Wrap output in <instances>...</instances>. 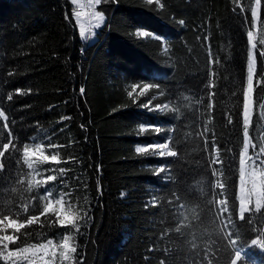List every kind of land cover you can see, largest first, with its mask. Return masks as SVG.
<instances>
[{
  "label": "trees",
  "instance_id": "obj_1",
  "mask_svg": "<svg viewBox=\"0 0 264 264\" xmlns=\"http://www.w3.org/2000/svg\"><path fill=\"white\" fill-rule=\"evenodd\" d=\"M96 10L105 21L85 44L69 0H0L3 109L20 149L0 157V218L39 217L7 230L18 237L9 249L69 236L77 251L52 264H232L237 251V264H264V207L239 218L244 124L226 98L247 86L248 64L232 70L245 46L231 27L243 17L257 45L249 139L264 148V0H101ZM144 84L156 87L141 95ZM154 143L177 156L135 150ZM25 144L57 161L21 166ZM48 175L30 191L21 183ZM49 200L78 228L41 215Z\"/></svg>",
  "mask_w": 264,
  "mask_h": 264
},
{
  "label": "snow or ice",
  "instance_id": "obj_2",
  "mask_svg": "<svg viewBox=\"0 0 264 264\" xmlns=\"http://www.w3.org/2000/svg\"><path fill=\"white\" fill-rule=\"evenodd\" d=\"M73 3H76L77 0H72ZM101 3V0H89V7H92L93 5H99ZM147 3L149 5H152L154 3V0H147ZM155 3L159 4L160 0H155ZM257 5H259L260 0H256ZM252 18L253 22L258 17V11L256 7L252 8ZM76 17L79 18L82 13L76 12ZM95 18L98 21H103V16L101 13L97 12L95 13ZM181 24L184 23V21L180 22ZM95 27L99 28L100 24H96ZM139 36H147L149 33L147 32H139L137 33ZM80 35L82 37L85 36V30L83 27L80 29ZM248 42L251 45V48L248 51V66H247V86L243 90V124H244V146L243 150L239 152V172H240V181H241V191L244 193V184L245 176H246V164L248 162H252L253 168L255 169L257 165V161H259V154H257L256 158L254 159L252 156L249 155L248 149L254 148L255 146L250 142L249 139V123H250V105L252 103V93L254 90V84H253V77L255 74V55L252 51L257 47L255 43H253V34L251 31L248 32ZM261 55H264V53H261ZM259 83V81H257ZM156 87V85L151 84H144L143 87L140 90V94L143 95L145 91H147L149 88ZM133 89L135 90V86H133ZM84 89H80L81 93H84ZM129 95H132L130 92ZM9 100L12 99V96L8 97ZM160 107L159 105L157 106ZM166 107V106H165ZM211 107V106H210ZM4 116V112L0 111V117ZM5 119H7L5 117ZM229 123H231V118L229 119ZM5 128H8V124H4ZM146 129L141 126L140 132L144 133ZM155 132L160 133L162 129L160 127H157L154 129ZM12 133L9 132V136H11ZM12 147L17 153L20 152V149L17 147V143L14 142L12 139L8 140V143H5L3 145L4 151H0V157H4L6 155L7 150L9 147ZM136 152L139 154H145L147 152L154 151L157 152L160 157L169 156V157H175L177 156L176 151L169 150V144L168 143H154L150 145L148 148L145 147H136ZM261 153H264V148H262ZM39 161H57V156L52 155L48 156L45 155L44 152L41 150V147L38 145L35 150L29 147L28 144H25L22 148V159L19 160V163L21 166L26 165L28 169H34V165L37 163V159H34V157H37ZM215 163V161H214ZM261 164H264V161H260ZM4 165L0 164V168H3ZM165 169L161 168L158 169L157 172H164ZM252 187L249 192L244 193V195L240 198V206H239V218L241 220L245 219V213L251 211L249 204L251 203V197L255 196V210L256 212L261 211L262 201H264V173H260V178L257 179L256 172H252ZM56 179L54 176L48 175L46 177V180H40L33 182L32 179L21 180V183H27L29 185V191L33 187L41 186L46 184L48 181H53ZM216 187L223 190L225 188V184L221 183L219 180L217 181ZM56 206L54 207L53 202L49 200L47 203H45L43 212L41 215H45L49 212H55L57 217V223L61 226L64 225H72L74 227L78 228L77 221L80 219V217L72 212L71 210L65 211L64 204L62 203V200H56L54 202ZM220 211L221 212H227V206L225 200H220ZM23 210L27 212L28 206L25 205L23 207ZM39 221V217L32 215L28 216L27 219L23 222L19 221L18 219H12L8 215H4L2 218H0V258H2L6 264H37V261L33 259V257H36L38 253H43V255L39 256V260L43 262V264H52V261L55 260L57 257V254L59 256V259L61 261H70L71 260V254L75 253L77 251L76 247H74L70 240L72 239L69 236H65L63 238L62 243H60L58 246L54 243L53 240H48L46 243H41L39 245H29L25 247L16 248L14 250L9 249V244L15 243L17 240V235L15 234H7L8 229H12L13 233L19 234L21 233V230L24 229L27 225H32L34 223H37ZM229 223H232V220L229 219ZM257 240H252V244H257ZM233 245H235V241H232ZM264 246V245H262ZM241 253L239 251L236 252V260L232 261V264H237V260L240 259ZM46 257H51V260L46 259ZM163 264V262H162Z\"/></svg>",
  "mask_w": 264,
  "mask_h": 264
},
{
  "label": "rangeland",
  "instance_id": "obj_3",
  "mask_svg": "<svg viewBox=\"0 0 264 264\" xmlns=\"http://www.w3.org/2000/svg\"><path fill=\"white\" fill-rule=\"evenodd\" d=\"M69 2L72 5L73 8V17L74 20L77 24L78 31H79V36L81 41H83L85 44H90L92 43L95 38H96V33L98 29L103 25L105 21V16L96 10L97 5H93L92 7H89V0H77L76 3H73L72 0H69ZM80 12L82 15L77 18L75 13ZM101 13L103 16V21H98L95 18V13ZM100 24V27L97 28L95 27L96 24ZM81 27L84 28L85 30V36L82 37L80 35V29ZM232 34L235 37V41L237 43V46H240L244 44V55L243 57L232 67V70H239V69H245L246 64H248V51L250 49V44L248 42V29L245 26V20L243 17H240L231 27ZM246 86L243 85V83L240 86H234L232 88H229L227 90L226 98H228V102H230V105L232 106V110L234 114L236 115L237 119L240 122H243V90ZM0 111L4 112L3 109V92L1 89L0 85ZM7 116L0 117V151H3V145L5 143H8V140L10 139L9 132H10V125ZM8 124V128L4 127V124ZM35 150V148H33ZM257 154H259V161H257V165L255 169L253 168L252 162H248L246 164V176H245V181L246 183L244 184V193L249 192L252 187V172L255 171L257 176L256 178H260V173H264V164H261L260 161H264V153H261L260 150H257L255 148H252L249 155L252 156L254 159L256 158ZM39 154H37L38 156ZM243 193V195H244ZM249 206H252L255 209V196L253 195L251 197V203ZM262 206L264 207V201H262ZM264 250V247L262 248ZM43 255V253H38L36 257H33L37 261V264H43L42 261L39 260V256ZM46 259H51V257H46ZM10 263V262H9Z\"/></svg>",
  "mask_w": 264,
  "mask_h": 264
},
{
  "label": "bare ground",
  "instance_id": "obj_4",
  "mask_svg": "<svg viewBox=\"0 0 264 264\" xmlns=\"http://www.w3.org/2000/svg\"><path fill=\"white\" fill-rule=\"evenodd\" d=\"M32 177H34L33 174H32ZM32 179H33V178H32Z\"/></svg>",
  "mask_w": 264,
  "mask_h": 264
}]
</instances>
